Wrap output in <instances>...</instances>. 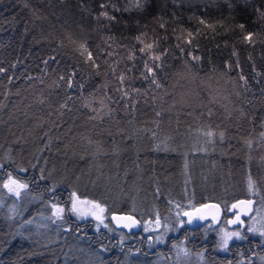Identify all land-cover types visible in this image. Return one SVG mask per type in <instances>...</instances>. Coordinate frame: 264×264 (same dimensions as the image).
Listing matches in <instances>:
<instances>
[{
  "label": "trees",
  "instance_id": "1",
  "mask_svg": "<svg viewBox=\"0 0 264 264\" xmlns=\"http://www.w3.org/2000/svg\"><path fill=\"white\" fill-rule=\"evenodd\" d=\"M141 2L0 0V264H87V253L94 256L88 264L131 256L135 264H184L177 253L191 258L187 264H264V253L229 260L213 252L209 225L180 216V226L177 217L215 201L222 224L232 204L246 199L248 175L264 194L257 165L264 146L257 9L264 11V0ZM239 24L255 33L254 43ZM149 43L153 49L140 53ZM145 61L160 64V88L144 78ZM9 173L28 185L19 199L2 186ZM73 192L100 203L107 216H134L138 231L114 229L108 217L109 228L100 229L76 219L68 210ZM52 205L65 209L62 219L51 216ZM39 213L47 229H26ZM157 215L168 230L147 224L145 232ZM160 232L164 244L154 246Z\"/></svg>",
  "mask_w": 264,
  "mask_h": 264
},
{
  "label": "snow or ice",
  "instance_id": "2",
  "mask_svg": "<svg viewBox=\"0 0 264 264\" xmlns=\"http://www.w3.org/2000/svg\"><path fill=\"white\" fill-rule=\"evenodd\" d=\"M135 6L137 8H142L143 7V3L141 2V0H136V4ZM231 7V5H229ZM101 9H105L107 6L105 4H101L100 5ZM119 10V9H117ZM127 10V9H125ZM257 12L260 13V17L264 18V11H261L260 9H257ZM100 17H103L107 20H114V17L110 16L108 14L107 11H101L99 14ZM199 23L202 25H205L206 27H212L211 25H208L206 23L205 20L200 19ZM164 25L161 24V27H163ZM238 27L241 29L242 32H244L245 30V25L244 24H239ZM189 37L192 36V33L189 32L188 33ZM255 33L252 32H244L243 35V39L245 41H247L248 43H254L255 41L253 40ZM137 40L140 41V37H137ZM142 42V41H141ZM187 43H191V39H189L187 41ZM80 48L83 50V52L87 53V59L88 61L91 62L92 67H97L96 64V60L93 58V55L90 51H87V48L85 45H80ZM147 50H152L153 49V44H146L144 47L140 48L139 51L140 53H145V51ZM181 52H183V48H181ZM83 54V53H82ZM235 55V52L233 53ZM108 55H111V53H108ZM191 55V54H190ZM133 57L130 55L129 59H132ZM194 60H199L200 57L198 56H193L192 57ZM52 59H55L54 57ZM150 59H152L153 61H160L161 60V55H157L152 53L150 55ZM45 63H47V61H45ZM145 70L147 75H144V78L147 79L148 77H151V84H154L156 86V88H160L161 84L160 82L156 79V75H155V71L154 68H159L160 64L156 63L154 65H149L147 61H145L144 64ZM5 70L3 68H0V73L4 72ZM257 75H259V73H257ZM61 79H63V77H61ZM121 84H123L124 80H125V76L121 75L119 77ZM241 80H244V77L241 76L240 77ZM68 85L69 87L72 86V81L69 80L68 81ZM126 95V93H125ZM161 115L160 112L156 113V116L159 117ZM206 136L208 137H212L214 135V133L212 131H207L204 133ZM264 135V134H262ZM221 138H223V133H220ZM21 171H26L25 169H20ZM3 188L6 189L8 191V193L15 195L18 199L21 196V192L22 190L26 189L28 187V185L26 183H22V182H18L15 178H13L12 174L9 173L8 175V179L7 182L3 183ZM248 187H249V191H253L254 190V185H253V180L251 178V176H249L248 179ZM72 204H71V209L70 211L72 213H74L76 215L77 218H86L88 216H91L94 220L97 221L98 225H103V227L105 228H109V225L106 224L105 221V212L106 209L104 206H102L100 203L96 202V201H89V200H81L77 194L75 192H73L72 194ZM169 203H173L172 201H169ZM83 205V207H82ZM239 206H243L244 210H243V214L247 215L249 212H251L252 209V205H253V201L252 200H239L237 201V203L232 204V208L235 209ZM53 207V212H52V216L55 217L57 220L62 219V214L64 213L65 209L62 207H59L57 205H52ZM177 208L180 207V205H176ZM208 207H212V208H216L217 209V213L219 212V206L212 204V205H203L202 208H197L194 209L193 211H182V212H177V217H178V224L180 226H182L183 221L179 220L180 216H186L188 217L187 223H192V219L194 217V215L196 213H201V215L199 216L200 219H204L205 218V214L202 213V209L203 208H208ZM165 220H167V218H164ZM252 219H255V217H252ZM112 220L116 222V226L117 227H124V228H128L131 229L132 227H135L137 225H139L141 223V221L137 220L134 216L132 215H123V216H117V215H113L112 216ZM213 220H216V216H213ZM55 222V221H53ZM28 223H31V221H28ZM229 224H239L241 226V228H243L245 226V221H243L241 219V214L240 213H236L235 214V219L229 220L228 221ZM147 224H154V229L153 230H159L161 227H163L165 229V231L168 230L169 225L167 223H163L160 216L157 215L154 221H149L145 224L144 227V231L147 232L149 231V228L147 226ZM68 229H65V231H67ZM111 231V229H109ZM221 231H224L223 229H221ZM247 231L250 233H259L260 236L264 237V224H261V226L258 228L255 224H251L247 226ZM235 237L236 239H244L245 237L241 234L240 231H234V232H224V236L222 237V244L221 246L223 248H227L228 246V240ZM151 240V238H149ZM156 240L158 242H163L162 241V237L158 236L156 237ZM181 251H184L183 249H181ZM185 255H187V252L185 251L184 253Z\"/></svg>",
  "mask_w": 264,
  "mask_h": 264
},
{
  "label": "rangeland",
  "instance_id": "3",
  "mask_svg": "<svg viewBox=\"0 0 264 264\" xmlns=\"http://www.w3.org/2000/svg\"><path fill=\"white\" fill-rule=\"evenodd\" d=\"M261 153H263V157H262L263 162H261V160H260L261 158H260L259 159V162L257 163V165H260L261 166V171H259V172L261 173L260 174L261 175V180H262L263 185H264V146L261 149ZM254 165H256V164H254ZM249 176L250 175H248L246 177V179H245L246 199H244V200H252L253 201V205H252V209L253 210L251 212H249L247 215H245V216H247V221H246V224H245L244 228H242V229L228 228L226 221H222L223 222L222 224L219 223L216 226H211L210 225L209 230L215 236V239H216V251L218 253H224L226 251V248H223L221 246V244H222V237L224 236V232H234V231H240V232H242L243 231V232H247L252 237H258V236H260L258 232L257 233H250V232L247 231V226L248 225L255 224L259 228L261 226V224H264V194L260 191V189H258L256 187V184H255V182H254V180H253L252 177L251 178L253 180L254 190L253 191H249V187H248V179H249ZM7 179H8V177L5 180H3V183L4 182H7ZM263 189H264V186H263ZM21 193H23V190H22ZM13 196L16 197L15 195H13ZM80 199L81 200H86V199H82V198H80ZM71 204H72V201H70V204H69V209H68L69 211L71 209ZM82 207H83V205H82ZM234 210H235L234 211L235 214L236 213H240V212L242 213L243 210H244V208H243V206H239L238 205V207L235 208ZM50 214L52 216V212L51 211H50ZM104 215H105V221L104 222L107 224L106 218L108 216H107L106 212H105ZM46 217H47V215L45 213H39L38 215H36L35 218H33L32 220H30L31 223H28V221L25 222V224H26L25 227L27 226L26 229L31 228L32 231H39V230H45V229H47L48 222L46 221L47 220ZM75 217H76V215H75ZM252 217H255V219H252ZM76 219H78V220H88L89 219V220L93 221L94 228L95 229L105 228V227H103V225H98L97 224V221L94 220L91 216H88L86 218H77L76 217ZM232 219H234L233 216H232ZM212 225H214V224H212ZM31 229H29V230H31ZM221 229H223L224 231H221ZM175 234H176V230H174L172 232V235H175ZM158 236L162 237V241L163 242H158L156 240V237H158ZM236 240H240V239H236L235 237H233V238H231V239L228 240V243L231 242V241H236ZM152 241H153V245L154 246H156V245L163 246L164 241H165L164 235L161 232H160V234L154 233V236H153ZM83 251H84V249H82V251H81L82 254H83ZM93 257L94 256L91 253L85 254L84 255V261H85V263L88 264L89 262H91L92 259H93ZM190 259L191 258L189 256H181V254H178V253L174 257V260L175 261L181 260V261H183L184 264H187ZM134 261H136L135 258L133 256H131L130 258L126 259V261L123 262V264H135ZM142 264H144V263H142ZM161 264H163L162 261H161Z\"/></svg>",
  "mask_w": 264,
  "mask_h": 264
},
{
  "label": "flooded vegetation",
  "instance_id": "4",
  "mask_svg": "<svg viewBox=\"0 0 264 264\" xmlns=\"http://www.w3.org/2000/svg\"><path fill=\"white\" fill-rule=\"evenodd\" d=\"M231 208V209H230ZM228 209V211L226 212V216H224L225 218L223 219V221L227 222V227L228 228H236V229H242L241 226L239 224H229L228 221L232 220V216L235 219V210L230 207ZM241 219L243 221H247V216H245L243 214V212L241 213ZM221 217L217 218L215 221L214 220H203L201 223V225L206 226V225H211V226H216L220 223V221L222 220V213L220 215ZM198 224V223H197ZM214 224V225H212ZM191 225H195L194 223H191ZM244 228V227H243ZM205 242L204 240L202 241V243ZM213 246H211L213 250H210V247L207 248V252L209 253V255H211L212 251L213 252H217L216 251V241H212ZM210 246V245H209ZM264 253V237L262 236H258V237H247L244 239H240V240H236V241H231L228 243V246L226 248V251L224 253H219V254H224V256L229 259V260H233V259H249V260H253L257 254H262Z\"/></svg>",
  "mask_w": 264,
  "mask_h": 264
},
{
  "label": "water",
  "instance_id": "5",
  "mask_svg": "<svg viewBox=\"0 0 264 264\" xmlns=\"http://www.w3.org/2000/svg\"><path fill=\"white\" fill-rule=\"evenodd\" d=\"M218 205L219 206V212L217 213V209L216 208H212V207H208V208H203L202 209V213L205 214V218L204 219H200L199 216L201 215V213H196L192 219V223H201L203 220H213V216H216V219L220 217L221 215V207L219 204H217L216 202L213 201H209L203 205ZM202 205V206H203ZM202 206L200 208H202ZM113 215H117V216H123V215H129V214H122V213H110L108 216V222L110 224V226L114 229H118L121 230L123 232L126 233H136L139 229V225L132 227L131 229L128 228H124V227H117L116 226V222L112 220V216ZM184 220L187 223L188 217L184 216Z\"/></svg>",
  "mask_w": 264,
  "mask_h": 264
},
{
  "label": "bare ground",
  "instance_id": "6",
  "mask_svg": "<svg viewBox=\"0 0 264 264\" xmlns=\"http://www.w3.org/2000/svg\"><path fill=\"white\" fill-rule=\"evenodd\" d=\"M214 202H215V201H214ZM206 203H207V202H206ZM204 204H205V203H204ZM201 206H202V205H201ZM201 206H200V207H201ZM200 207H199V208H200ZM230 209H231V208H230ZM221 213H222V212H221ZM222 214H223V213H222ZM220 217H221V216H220ZM210 222H211V220H210Z\"/></svg>",
  "mask_w": 264,
  "mask_h": 264
}]
</instances>
